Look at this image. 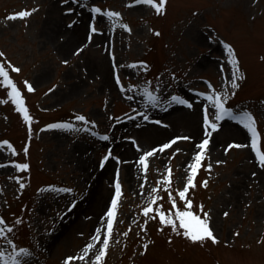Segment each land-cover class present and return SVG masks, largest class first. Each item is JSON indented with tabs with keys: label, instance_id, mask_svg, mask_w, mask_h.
I'll list each match as a JSON object with an SVG mask.
<instances>
[{
	"label": "rangeland",
	"instance_id": "374dc122",
	"mask_svg": "<svg viewBox=\"0 0 264 264\" xmlns=\"http://www.w3.org/2000/svg\"><path fill=\"white\" fill-rule=\"evenodd\" d=\"M95 7L102 11L93 18ZM32 9L26 19H7ZM107 11L119 13L117 25L130 31L113 27ZM229 46L243 75L238 88L231 83L236 65ZM0 52V62L20 69L5 63L32 117L25 122L7 95L10 88L0 84V144L7 141L16 153L0 147V218L13 228L8 238L29 251L27 264H64L88 243L95 248L73 264H95L117 178L121 195L99 264H264V168L237 120L226 117L216 131L208 129L205 159L188 192L192 211L203 218L202 205L209 214L217 243H193L158 216L152 219L155 212L142 214L158 186L153 195L162 199L152 207L171 210L163 183L169 168V190L184 210L177 193L205 138V107L215 122L208 96L220 95L233 115L251 114L264 151V0H167L163 14L134 0H0ZM149 93L158 97L155 106ZM77 115L89 123L76 121ZM65 123L74 127H49ZM177 137L190 139L148 157L144 171L139 158ZM230 144L249 147L226 152ZM97 228L100 243L91 239ZM0 248L12 251L3 239Z\"/></svg>",
	"mask_w": 264,
	"mask_h": 264
},
{
	"label": "snow or ice",
	"instance_id": "6c2138e0",
	"mask_svg": "<svg viewBox=\"0 0 264 264\" xmlns=\"http://www.w3.org/2000/svg\"><path fill=\"white\" fill-rule=\"evenodd\" d=\"M65 2L67 3L68 0H65ZM72 2L78 3L79 0H72ZM134 3L149 5L152 8H154L157 14H163L165 5L167 4V0H158V2L157 0H134ZM35 11H37V9L22 10L19 13H15V14L8 16L7 19L9 20L26 19L30 17ZM68 11L69 13H71L73 10L69 9ZM101 11L102 10L98 7L93 8L92 9V12L94 14L93 18H95V14H100ZM103 15H106L112 19L113 27L119 26L120 28L130 31V29H128V26L126 24L119 23L117 25V21L120 17L119 13L113 12V11H107L103 13ZM89 30H90V34L95 33L97 31L96 27L93 24H90ZM156 34L159 35V33H156ZM89 39H91V35L89 36ZM81 51H83V49H78L74 53V55H78ZM228 52L230 54L231 63L233 65H236L232 73L231 83L234 88H238L239 84L237 83V80L243 79V75L240 73V70L238 67V61L233 58L234 54L230 46L228 47ZM3 56L4 54L0 52V57H3ZM5 63L9 64L11 71H14V72L20 71V69L11 66L9 62H0V78H2V80H0V84H3L7 86L8 88H10V91L7 92L8 97L11 99L12 103L16 105V110L23 114V119L25 120V122L28 124H31L32 117L30 116L29 111L27 107L25 106L24 99L21 95V92L18 90L17 85L13 82L12 79H10L9 71L6 69ZM63 63L67 64L68 62L64 61ZM25 85H26L27 91L29 92L34 91L31 84H29L28 82H25ZM49 91H52V89H50ZM148 95H149V99L153 102V105L155 106L156 103L158 102V97L151 95V93H149ZM207 99L209 100L214 99V107L216 109V112L214 114L215 122L209 119V115H210L209 109L205 107L204 109V125L206 126L205 127V138L202 140L201 143L196 145L199 151L194 155L193 162L188 165L189 175L187 176L185 187L183 190H180L177 193L180 200L184 202V210H181L180 208L177 207V201L175 197L172 195V192L169 190L170 185H171V169L170 168L167 171V174L163 180V183L165 185V191L168 192V197L171 202V206H172L171 210H169V212L166 214L164 211L160 210L159 207L155 209L152 207V205H155L158 200L162 199V197L153 195L154 193L159 191V186L151 190V193L149 194L151 196L149 205L142 209V214L145 217H149L150 213L155 212L156 215L152 216L151 217L152 219H156V216H158L159 221L162 225H165V226L170 225L172 231L176 232L177 235H183V237L189 239L193 243L203 242L205 240H211L213 243L218 242L216 237L213 234L212 229L210 228L209 214L207 212H203L202 205L199 207H200V211L203 213V218H201V215L194 213L192 211V208H193L192 200L188 198L189 189L195 187L194 178L199 168L202 166V161L205 159V153L210 143V137H211L212 131H216L218 129L217 122L222 121L227 117L232 120H237L240 124H242L251 134L250 147L255 153L257 163L260 167L264 168V151H261V148L259 145L260 137L256 129L255 120L251 116V114L244 113L242 115H233V113L229 109L225 108L224 100L218 94L214 98L213 96H208ZM172 101L186 105L189 108L192 107V105L186 100L180 99L175 96L172 97ZM3 102L6 103L7 101L5 100ZM137 115H143V114L137 113ZM143 119L147 120L148 116L143 115ZM75 120L83 122L84 124L89 123L83 115H77L75 117ZM156 123H159V121H157ZM49 127L68 129V128H73L74 125L65 123V124H53V125H49ZM208 129H211L212 131H209ZM102 139L107 140L108 137L104 136L102 137ZM180 139L188 140L190 138L189 137H177V138H174L169 143L163 144L159 148L153 149L152 151L145 153L143 156L139 158V161H138L139 165L143 168L144 171H147L148 157L154 156L157 152L165 151L166 149L170 148L173 144H175ZM4 145H7L8 148L11 149L13 155L16 154L15 149H13L12 146L8 144L7 141L2 142V144H0V147H3ZM241 147H249V145L230 144L228 148L225 149V151L227 152L231 150L232 148H241ZM177 151H179V149H177ZM25 152H27V148H25ZM109 156H110V153L109 155L103 158L101 162V167H103L104 162L109 159ZM220 163H223V161H217V164H220ZM3 166L4 165H0V167H3ZM16 167L19 170H26L28 168V165L27 164H17ZM208 170L209 171L211 170L210 164L208 165ZM253 175H255V173H253ZM117 177H118V173H117ZM202 185L204 187H207V181H203ZM20 187L23 188L24 185L21 184ZM141 188L143 189V185H141ZM59 191L71 193L72 190L71 189H59ZM120 195H121L120 184L117 178V181L115 183V197L111 200L110 207L108 211L106 212L105 217L102 218V227L105 229L104 239L102 241V247L100 248L98 254L95 256V264H99V262L106 255V250L109 245V240L113 232L115 217L117 214L118 200H119ZM74 206H75L74 203L71 204L69 206V211H71ZM172 210H174V213H175L174 216H173ZM224 215L227 216L228 214L225 213ZM105 219H106V223H104ZM177 222H178V226H177ZM16 223H20V221H17ZM12 232H13V228L9 227L3 218H0V239L5 240L7 244L11 246L12 248V251L8 252L7 254L2 248H0V264H27V261L24 260V257H27L28 255H30V253L26 248L19 247L18 245L13 243L12 239L8 238L9 234ZM100 233H101V228H97L96 233L91 238L92 241H95L96 243H100L101 242ZM124 235H127V233H124ZM95 246H96L95 243H88L85 246V248L82 250L81 255L66 257L64 264H73V261L75 260H85L90 250L94 249ZM144 247L147 248V245H145Z\"/></svg>",
	"mask_w": 264,
	"mask_h": 264
},
{
	"label": "bare ground",
	"instance_id": "6f19581e",
	"mask_svg": "<svg viewBox=\"0 0 264 264\" xmlns=\"http://www.w3.org/2000/svg\"><path fill=\"white\" fill-rule=\"evenodd\" d=\"M67 40L74 43L75 37L73 35L72 36L70 35V37L69 36L67 37Z\"/></svg>",
	"mask_w": 264,
	"mask_h": 264
}]
</instances>
